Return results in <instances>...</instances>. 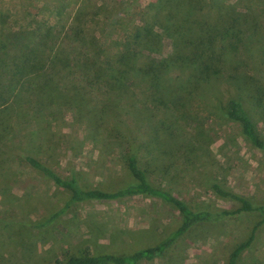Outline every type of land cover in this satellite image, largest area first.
Returning a JSON list of instances; mask_svg holds the SVG:
<instances>
[{"label":"rangeland","instance_id":"374dc122","mask_svg":"<svg viewBox=\"0 0 264 264\" xmlns=\"http://www.w3.org/2000/svg\"><path fill=\"white\" fill-rule=\"evenodd\" d=\"M149 28L146 45L135 34ZM25 57L45 66L16 78ZM230 98L264 140V0H0V264L131 254L182 222L148 194L77 202L52 218L69 192L27 154L85 188L115 190L135 182L133 152L153 185L194 210L238 207L213 180L263 204L264 150L227 117ZM263 218L252 210L196 223L135 264H228L255 226L237 264H264Z\"/></svg>","mask_w":264,"mask_h":264},{"label":"trees","instance_id":"16d2710c","mask_svg":"<svg viewBox=\"0 0 264 264\" xmlns=\"http://www.w3.org/2000/svg\"><path fill=\"white\" fill-rule=\"evenodd\" d=\"M188 11L189 10L187 8L184 9L183 7V10L178 13V15H182L181 18L183 20V23L181 27L186 20L188 21ZM174 13L177 12L175 11ZM149 35H153L150 28L147 29L145 33H142L141 31L137 32L135 34V37H138L140 41L145 42L147 45V42L150 41L148 40ZM183 39V34H181L177 39H174L173 42L175 45H177L178 41ZM178 50H180V48H176V52H178ZM134 54V51L126 53L122 52V54L118 56L117 61L123 63L128 61L130 62V60L134 58ZM173 57L174 56H172V58ZM172 58L170 59L169 57L166 60L164 59L163 62H159V69L163 68V66H166V62H168V65H171L172 63L174 64L177 60L175 61V59ZM59 59H61L62 61L65 60V62H68L69 59L70 61L73 60L72 56L68 58L67 54L65 56L60 55ZM41 62L42 61H39V59L34 57H25L23 59V62L18 65L19 68L17 69V72L14 73V76L21 79L31 72L43 69L45 63L43 65ZM125 71L128 70L126 69ZM160 74L161 71L156 74V77L159 78ZM226 115L229 119L238 122L241 127L242 133L251 142L252 145L264 150V140L258 136L250 115L239 100H236L234 98H230L228 100ZM24 159L29 165L38 170L42 174V176L51 180L56 186L63 188L69 192V198L66 200L64 205L52 215V218L63 213L68 207L77 202L93 199L116 200L137 194H148L151 196L159 197L162 200L173 205L182 215V222L179 227L174 230L170 234V236L154 246L143 247L136 250L134 253L122 256H115L112 254L90 255L88 253L81 255H71L64 261L56 260L54 264H106L108 262H116L119 264H135L141 258L153 259L161 255L168 244L172 243L176 237L186 232L191 226L196 223L218 220L226 215L236 214L241 211L257 210L264 213V203L255 204L247 197L233 191L232 189H229L228 187H225L220 182L214 180L210 183L212 191L221 199L237 202L238 207L232 210L222 209L217 212H212L206 209L194 210L187 204L186 201H184L182 198L178 197L168 189L153 185L149 180L147 172L139 165L136 154L133 152L128 155L126 164L128 172L134 178L135 182L115 190L85 188L80 184L79 179L75 173L70 177H62L46 161L40 159L37 156L27 154L25 155ZM263 221L264 218L260 222ZM255 230L256 226L253 228L250 236L246 240L240 242L235 246L230 254L228 264H237L242 252L250 246L254 238Z\"/></svg>","mask_w":264,"mask_h":264}]
</instances>
